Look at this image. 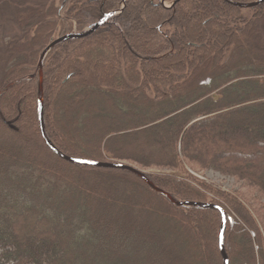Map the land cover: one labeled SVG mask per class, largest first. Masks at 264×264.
Wrapping results in <instances>:
<instances>
[{
  "label": "trees",
  "instance_id": "trees-1",
  "mask_svg": "<svg viewBox=\"0 0 264 264\" xmlns=\"http://www.w3.org/2000/svg\"><path fill=\"white\" fill-rule=\"evenodd\" d=\"M123 1L0 0V264H123L128 257L105 256L125 243L139 248L133 264H224L218 211L174 205L125 170L71 164L43 141L42 52ZM251 10L247 18L224 0L172 9L129 0L96 34L54 47L44 64L53 145L78 159L179 170L147 176L176 201L226 212L230 264H264V4ZM102 112L116 118L100 123ZM90 123L100 132L89 135ZM185 163L243 180L247 195L199 181ZM115 182L122 198L104 205L114 218L88 208L93 194L106 204ZM74 183L87 192L81 210Z\"/></svg>",
  "mask_w": 264,
  "mask_h": 264
},
{
  "label": "rangeland",
  "instance_id": "rangeland-1",
  "mask_svg": "<svg viewBox=\"0 0 264 264\" xmlns=\"http://www.w3.org/2000/svg\"><path fill=\"white\" fill-rule=\"evenodd\" d=\"M160 2H161V0H160ZM173 3L174 2H169V1H166L165 0L166 7H171V9L176 6V5L175 6H172ZM242 15H244L247 18H252V10L250 11V9H243ZM115 17L116 16H114L112 18V20ZM88 29H86L85 31H87ZM78 33H80V32H78ZM243 33H245V32H243ZM103 102L105 103V100ZM89 104H91V103L90 102H87L85 104V106H84L85 109L88 108ZM133 112L136 113L137 115H139V114H142L144 111L143 110H140V109H136V110L133 109ZM113 115L114 114H112V115L109 114V112L108 113L107 112H102L101 115L99 114V116H100L99 122L100 123H103V124H106V123H108L109 118H110V120H113V119L116 118V115H114V116ZM153 124H154V122H148V123L145 124L144 127H150V126H153ZM68 130H69V133L71 134L72 132H71V128L70 127H68ZM87 130L89 132V135H94L95 133L100 132L99 125H95V124H91V123L87 125ZM244 131H250V130L245 129ZM232 132H234V131H232ZM160 136H161L160 135V132L156 130L151 135L150 142H152V140H156L157 138H160ZM78 140H80V143H79ZM78 140L75 139L74 141L77 144H79V145L82 144V143L85 144V143L89 142L87 138L85 140H83L82 138H80ZM84 141H85V143H84ZM89 143H92V141L89 142ZM120 143L121 144L122 143L123 144H127V145H123L125 148H127L128 147V144H129V141L128 140H124V141H121ZM157 143L158 142L156 141V143L154 142V143H151V144H153V145L155 144L156 145ZM121 147H122V145H121ZM224 153L226 154V152H224ZM96 162H98V161H96ZM111 163H121V164H125V165L132 166V167H134V168H136V169L144 172L148 176H153V175L166 176V175L173 174V173H176L178 175H181V173H178L179 170H177V169H170V168H164V167L143 168V167H141L138 164L129 163V162H126V161H118V162H111ZM65 166L66 167H69L67 165H65ZM65 170L68 171V172H70L69 168H65ZM185 170L188 173H190L191 176L195 177L199 181H203V182H205L207 184L213 185L214 187H217L218 189H221V190L226 191V192H235V191L243 192V191L247 190L245 188H242V186L244 184V181L241 180V179H239V178L233 177V176L223 175V174H221V173H219L217 171H214V170H208L206 172H201V171H199V169H197V168L194 169L191 166H189L188 164L185 165ZM101 182L103 183L104 187L108 190L109 182L108 181H104V182L101 181ZM86 184H87V181H85V185ZM120 185H121V182H115L114 185L111 186V187H113L111 189L112 190V194H111L110 197L107 198L108 200H107L106 204H104L102 202L103 200H102L101 195H95V194H93L94 195V197H93L94 198L93 204H91L88 208H91V209L95 210V212L98 215H100V216L106 215V216H109V218H114L116 213H114L113 210H111L112 211L111 212L110 210L105 209V206L104 205H107L108 204V205L113 206L114 205V202H115L114 201V195H117V197L122 198V192H121ZM73 187H74V189H77V185L75 183H74ZM78 188L79 189H77V190H81V191L83 189L82 187H78ZM249 191H252V190L249 189ZM65 193H66V191H65ZM245 194L247 195V192L246 191H245ZM59 195L61 196V191H59ZM86 197H87V192L85 190H83L82 193L79 195V198H80V201H81L80 207H79L80 210L83 207V204H84L83 202L84 201L87 202V200H85ZM123 197H127V196H124V194H123ZM124 203H125V201H124ZM215 205H217V204H215ZM112 249L113 250H112L111 254L108 255V256H105L107 259H109L110 262H114L117 257L124 256V257H128L127 258L128 260L125 263H123V264H133L134 258H135L134 257L135 254H137V253L139 254V248L137 247V245L136 244H131V243H125L122 246H118V244H117L114 247H112ZM88 254H89V256H91L90 253H88ZM88 261H89V259H88Z\"/></svg>",
  "mask_w": 264,
  "mask_h": 264
},
{
  "label": "water",
  "instance_id": "water-1",
  "mask_svg": "<svg viewBox=\"0 0 264 264\" xmlns=\"http://www.w3.org/2000/svg\"><path fill=\"white\" fill-rule=\"evenodd\" d=\"M129 0H124L122 3V7L119 10L112 11L110 13H107L103 15L100 20L91 26L87 31L84 32H75L71 33L68 35H65L63 37L57 38L54 41L50 43L48 47L44 49L40 56L39 60V75H40V99H39V106H38V119H39V126H40V131L41 135L43 138L44 143L46 146L58 157L61 159L71 163V164H76V165H84V166H93V167H99V168H108V169H118V170H125L128 172L133 173L136 175L138 178H140L142 181H144L150 188H152L155 192L161 194L164 196L167 200H169L171 203L177 206L181 207H197L200 209H210V210H216L222 215V225H221V230H220V235H219V245H220V251L223 256L224 264H230L229 261V256L227 254L225 244H224V237H225V231H226V226H227V215L226 212L220 207L217 206L213 203H190V202H179L176 201L168 192L165 190L157 187L151 179L145 174L144 172L121 163H102V162H96V161H91V160H86V159H78V158H73L65 155L62 153L59 149H57L53 143L49 140L46 132V127H45V120H44V88H43V81H44V64L45 60L48 56V54L51 52V50L56 47L57 45L64 43L66 41H71V40H76V39H82V38H87L90 37L97 32H99L105 25H107L114 16H117L121 14L124 9L126 8ZM181 0H176L172 6L177 5ZM226 3L230 4L233 7H237L240 9H253L256 8L262 4H264V0H257L252 3H239V2H234L232 0H224ZM161 4L164 8L166 9H171V7H166L165 0H161Z\"/></svg>",
  "mask_w": 264,
  "mask_h": 264
}]
</instances>
